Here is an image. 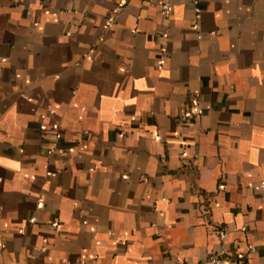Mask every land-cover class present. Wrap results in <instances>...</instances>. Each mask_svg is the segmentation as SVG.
<instances>
[{
    "label": "crops",
    "instance_id": "crops-1",
    "mask_svg": "<svg viewBox=\"0 0 264 264\" xmlns=\"http://www.w3.org/2000/svg\"><path fill=\"white\" fill-rule=\"evenodd\" d=\"M219 250L264 264V0H0V264Z\"/></svg>",
    "mask_w": 264,
    "mask_h": 264
},
{
    "label": "built area",
    "instance_id": "built-area-1",
    "mask_svg": "<svg viewBox=\"0 0 264 264\" xmlns=\"http://www.w3.org/2000/svg\"><path fill=\"white\" fill-rule=\"evenodd\" d=\"M195 111L198 109L196 108ZM204 264H230V258L222 250H219L210 255Z\"/></svg>",
    "mask_w": 264,
    "mask_h": 264
}]
</instances>
